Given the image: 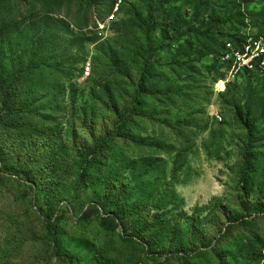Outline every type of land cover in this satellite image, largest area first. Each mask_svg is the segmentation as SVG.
<instances>
[{"label":"rangeland","instance_id":"rangeland-1","mask_svg":"<svg viewBox=\"0 0 264 264\" xmlns=\"http://www.w3.org/2000/svg\"><path fill=\"white\" fill-rule=\"evenodd\" d=\"M239 6L0 0V264H264V69L225 60L259 35Z\"/></svg>","mask_w":264,"mask_h":264},{"label":"trees","instance_id":"trees-1","mask_svg":"<svg viewBox=\"0 0 264 264\" xmlns=\"http://www.w3.org/2000/svg\"><path fill=\"white\" fill-rule=\"evenodd\" d=\"M171 0H166V2H170ZM233 2H235V4H239L240 3V8L242 6L245 7V9L247 11H249V14L247 15V17L249 18V20L251 22H253L257 27H258V33L259 35L256 36L255 38L259 39V38H262L264 37V9L260 12H256V11H250L251 7L262 1V0H232ZM113 4H114V0H113ZM114 7V5H112V8ZM225 11V15L227 14H230L227 10H223ZM232 12V11H231ZM216 14H211L209 15V18H208V23L211 27H218L219 23L217 22L216 20ZM248 41V40H247ZM243 44V43H241ZM240 44V45H241ZM229 63H234V62H229ZM139 90H143V87L142 85L140 86ZM252 137L250 136L249 140H248V144L244 150V153H243V173L245 174L244 176H248L250 174V172L252 171L253 169V164H254V142L253 140L251 139ZM93 212H98V208L97 206L93 207L92 209H90L88 211V214L86 216V218H88L90 216L89 213H93ZM86 215V214H85ZM48 222H50L49 224H51L53 221L52 219L48 220ZM115 224V227H109L110 229L112 230H115L116 227H117V224L115 222H113ZM131 239V238H130Z\"/></svg>","mask_w":264,"mask_h":264},{"label":"bare ground","instance_id":"bare-ground-1","mask_svg":"<svg viewBox=\"0 0 264 264\" xmlns=\"http://www.w3.org/2000/svg\"><path fill=\"white\" fill-rule=\"evenodd\" d=\"M232 50V52H228L226 56L227 58H225V60L227 62H236L235 69L238 68L237 72L253 70L254 68H257L254 67L255 64H243V60H251V58L259 59V57L264 54V37L259 39L254 37L248 40L247 42L241 44L239 48H233ZM241 54L242 57L240 56ZM260 69H264V66H262ZM89 71L90 69L88 68L87 73H89Z\"/></svg>","mask_w":264,"mask_h":264},{"label":"built area","instance_id":"built-area-1","mask_svg":"<svg viewBox=\"0 0 264 264\" xmlns=\"http://www.w3.org/2000/svg\"><path fill=\"white\" fill-rule=\"evenodd\" d=\"M114 12H118V5H116V10ZM242 57V54L240 55ZM243 64H255L254 67H262L264 66V54L259 57V59H252L251 60H243ZM87 74V69L85 70Z\"/></svg>","mask_w":264,"mask_h":264}]
</instances>
